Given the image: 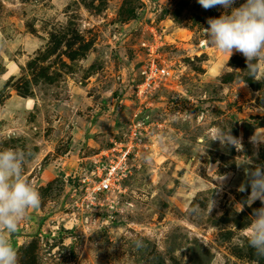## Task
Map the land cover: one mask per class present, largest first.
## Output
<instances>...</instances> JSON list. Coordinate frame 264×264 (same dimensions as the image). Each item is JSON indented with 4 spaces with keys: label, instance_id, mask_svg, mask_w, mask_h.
Instances as JSON below:
<instances>
[{
    "label": "rangeland",
    "instance_id": "1",
    "mask_svg": "<svg viewBox=\"0 0 264 264\" xmlns=\"http://www.w3.org/2000/svg\"><path fill=\"white\" fill-rule=\"evenodd\" d=\"M223 12L197 0H0V150L25 153L41 197L8 236L18 264H264L241 243L261 202L238 190L264 165L253 139H264V60L253 75L242 54L208 45L207 19ZM152 60L169 73L147 86ZM229 128L241 151L211 140ZM120 142L135 146L113 222L65 229L70 176Z\"/></svg>",
    "mask_w": 264,
    "mask_h": 264
},
{
    "label": "clouds",
    "instance_id": "2",
    "mask_svg": "<svg viewBox=\"0 0 264 264\" xmlns=\"http://www.w3.org/2000/svg\"><path fill=\"white\" fill-rule=\"evenodd\" d=\"M197 2L205 10L215 7L224 9L219 17L207 19L208 27L203 30L208 45L229 58L234 52L242 54L247 68L255 75L257 65L253 62L264 60V0H246L239 7H233L236 0ZM253 139L264 140L257 134ZM211 140H219L221 144H230L238 151L242 150L240 141L231 135L230 128L227 131L218 130ZM25 160L23 151L0 150V264H18L17 250L8 236L17 231L28 210L38 208L41 203L38 189L24 176ZM245 176L246 183H242L238 189L245 192L250 188L244 203L251 207L259 200L262 206L253 209L241 243L251 248L260 259L264 258V165L246 168ZM225 178L219 176L217 180ZM240 206L238 211L243 209V205Z\"/></svg>",
    "mask_w": 264,
    "mask_h": 264
},
{
    "label": "built area",
    "instance_id": "3",
    "mask_svg": "<svg viewBox=\"0 0 264 264\" xmlns=\"http://www.w3.org/2000/svg\"><path fill=\"white\" fill-rule=\"evenodd\" d=\"M155 63L154 60L149 63L145 79L147 86L161 75L169 73L166 68L158 67ZM135 120L137 124L131 130L130 138L141 143V132L137 128L144 123H140L139 119ZM134 146L125 142L115 143L90 158V163L84 164L82 161L77 167L76 172L70 176V211L61 219L65 229L88 225L100 228L113 222V213L117 211V198L125 191L124 182L132 174L130 154L131 147ZM104 213L110 215L101 219L100 215Z\"/></svg>",
    "mask_w": 264,
    "mask_h": 264
},
{
    "label": "bare ground",
    "instance_id": "4",
    "mask_svg": "<svg viewBox=\"0 0 264 264\" xmlns=\"http://www.w3.org/2000/svg\"><path fill=\"white\" fill-rule=\"evenodd\" d=\"M142 118H144V115L139 114V115L136 116V119H142Z\"/></svg>",
    "mask_w": 264,
    "mask_h": 264
}]
</instances>
